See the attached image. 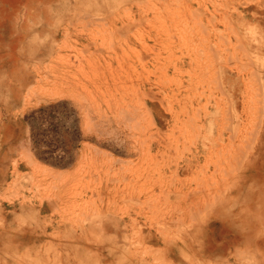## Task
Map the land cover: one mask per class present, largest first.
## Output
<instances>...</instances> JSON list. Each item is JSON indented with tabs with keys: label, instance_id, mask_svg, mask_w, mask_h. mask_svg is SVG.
<instances>
[{
	"label": "rangeland",
	"instance_id": "374dc122",
	"mask_svg": "<svg viewBox=\"0 0 264 264\" xmlns=\"http://www.w3.org/2000/svg\"><path fill=\"white\" fill-rule=\"evenodd\" d=\"M0 264H264V0H0Z\"/></svg>",
	"mask_w": 264,
	"mask_h": 264
},
{
	"label": "bare ground",
	"instance_id": "6f19581e",
	"mask_svg": "<svg viewBox=\"0 0 264 264\" xmlns=\"http://www.w3.org/2000/svg\"><path fill=\"white\" fill-rule=\"evenodd\" d=\"M104 135V134H103ZM120 139V138H119ZM122 141V140H121ZM115 143V142H114Z\"/></svg>",
	"mask_w": 264,
	"mask_h": 264
}]
</instances>
